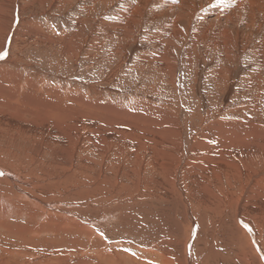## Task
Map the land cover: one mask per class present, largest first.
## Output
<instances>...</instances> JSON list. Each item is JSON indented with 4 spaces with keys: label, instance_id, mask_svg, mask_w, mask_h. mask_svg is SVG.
<instances>
[{
    "label": "rangeland",
    "instance_id": "374dc122",
    "mask_svg": "<svg viewBox=\"0 0 264 264\" xmlns=\"http://www.w3.org/2000/svg\"><path fill=\"white\" fill-rule=\"evenodd\" d=\"M39 1L0 0V40L3 39L6 48L2 52L6 51L8 53L5 58L0 59V153L3 152L2 155L0 154V160L4 164H10V168L16 169L24 161L28 163L30 154L40 148V145L42 146L44 143L43 141H46V144L52 146H44L46 148H43L44 155H41V163L53 174L52 179L59 178V181L58 183L50 182L52 186L57 188L56 190L52 188L55 193L48 194V196L39 194V197H50L51 199H48V202H52L53 207L57 206L58 209L62 208L71 212L68 215L66 214L67 211L63 214L75 221V224L82 219L89 220L91 215L99 213L103 209H105V212H108V209H110L109 212L111 209L113 211L115 209L114 213L111 211L115 215L111 216L112 214H110L111 217L105 216V218L99 219L96 223L97 226L93 224L100 234L94 239H85L84 236L76 239L80 242L79 246H75L72 243L73 239H67L62 234L42 236L37 244H45H40L37 246L38 248L31 245L33 243L31 240L29 246L27 245L24 250L20 246L19 249L18 246L14 245V250L20 251L17 252L19 264H32L30 256L39 255V253L43 256H52L54 259L53 262L50 260V262L42 264H58L59 261V264H134L130 260L135 257L137 261L135 264H139L141 261L140 264H143V262L150 264L151 260L155 261L151 262L152 264H160L156 262L160 254L149 251L154 245L166 253L170 251L168 259H173L174 256L175 264H177V259L173 251L171 252L173 248L182 253H180L182 256H179L180 264L185 263L184 256L187 258V264H216L215 260L217 259L219 260L218 264H252V262L259 264L260 262L254 261L252 250L250 251L245 244L243 245L244 249H241L237 246L239 244L227 242V234L226 232L223 233V227H228L223 224L224 217L222 215L224 214L206 216L205 213L201 214L198 211L199 209H195L201 203L202 190L199 188H206L207 185L211 186L212 182V185H214L215 178H217L216 184L222 181L220 183L225 185L228 182L225 177L228 176L229 178L231 174L218 166L205 167V169H200L195 173L194 168L198 165V162L195 164V159L192 158L196 137L199 139L202 133H206L208 138L209 135L219 132L213 131V127L221 129L220 133H224L222 129L229 124H233L232 119L234 118L233 121L236 120L237 124L239 120L243 122H239L241 124H245L244 121L257 122L261 125V130L264 133V70L258 71L259 68L253 65V58L257 62V58L254 57L255 54L245 56L244 54L248 52L242 54L237 46L233 45L235 48L233 46L231 48L228 45L227 48H223L226 50L232 49L231 51L237 52L239 57L235 56L232 61L225 60V54L222 57L220 49L207 54L205 57V49L207 48L204 46L206 44L201 39L199 42L195 41V35L191 31L189 32L187 28L188 22L186 24L181 23L180 28L183 31L182 34L180 33V40L175 36L178 41L174 44V37L171 39L173 35L168 37L165 36L167 34L161 35L163 22L154 24L149 22L150 24H147L148 20H146L145 23L138 24L136 23L139 22L137 16L132 19L135 22L132 26V29H134L133 40L117 43L121 47V51L119 54H114L116 41L112 37L105 36V28L100 26L101 22L104 21L108 24L106 26L113 25L114 28L116 26V28H119L122 25L120 20L124 19L123 15H126L128 6L136 7V0H108L109 2L104 3L102 0ZM166 3L169 2L153 9H157V12L166 10L168 9ZM21 7H23V11H21ZM87 10H89L88 15L85 13ZM86 15L89 17V22L85 18ZM126 20L128 19L126 18ZM17 26L25 32H21V35L16 36L11 45L12 38L9 37L12 33L14 34L15 29L18 28ZM35 33L44 35L49 42L40 43L36 40ZM24 34L25 36H23ZM74 37H77L73 41L75 42L73 44L75 48L72 47L74 50L66 51V47L63 46L66 45L68 40H73ZM155 37H161L164 48H162L163 46L159 48L152 43V38ZM89 47H96V49L93 50ZM168 47H172V50H169ZM80 49L81 51H79ZM170 51H172L173 63L176 65L177 72L170 69V61H168ZM161 53L162 56L166 55V58L162 57L161 62H157V58H152L159 56ZM9 55L11 58H9ZM172 57H170L171 60ZM164 64L165 68L163 70L159 65ZM217 71L223 73V76L220 75L222 80L216 77L214 72ZM254 78H259L260 84L258 83L255 88H252V84L248 83L247 80L252 79L253 81ZM46 88H55L54 90L58 93L59 91L61 93V90L63 93H70L76 98H82L83 101L89 102L90 105L96 103L94 109L98 111L100 106L114 105V111L117 115L114 113V115L107 114L108 121L116 122L117 120V122H121L122 120L128 124L131 123L134 132L131 131V128L127 129L126 133L122 129L118 130L123 133L111 130L110 133L108 131L106 135H102L103 137L93 139L90 134H87V129H82L81 135L86 137L83 146L80 143L81 147L78 150L76 148L77 143L73 144L76 141H70L71 144H67V149L71 153L69 151L67 153L64 148L65 145L57 142V144L53 142V145L52 141L50 143V141L45 140L47 137L49 138L50 132L46 135L43 133L42 128H35L32 125L35 117H32L33 110L27 105L26 101L35 99L43 101L41 99L46 98ZM119 105L120 108H118ZM221 120L223 123H225L223 120L226 121L225 126ZM141 123H143L142 128L139 125ZM148 123H151L150 126ZM178 126L180 129H177ZM145 127L148 132L146 134L144 133ZM130 131L135 136H128ZM167 131L174 134H169ZM76 132L78 133L79 129ZM153 132L160 134H153ZM166 132L167 140L162 137ZM84 134L86 135L84 136ZM41 135L46 136V138L41 137ZM73 135L77 134L74 133ZM157 136H159V139L156 138ZM207 138L203 143L211 142V139ZM135 139H138V142ZM143 139L146 140V143H143ZM169 139H172V142H177L172 143L170 140V143H168ZM150 140L155 143H151ZM93 141H95L94 144ZM117 141L122 142V145L121 143L118 145ZM113 142L115 144H111ZM143 144L148 145L150 149L146 148L147 150H144ZM169 148L172 150H169ZM135 152L136 154H133ZM169 153L171 156H169ZM152 154L155 159L151 157ZM56 155L65 159L69 158L70 161L72 158L75 164L73 163V167L57 169ZM158 156H160V159H157ZM160 160L161 162H159ZM213 168L215 172L212 170ZM222 171L228 173H224L223 176ZM206 173L207 176L204 175ZM98 174H101L103 179L100 183L95 182L99 178ZM64 175L71 176V179L68 180ZM121 179L123 184H120ZM198 179H202L204 182H202V186L197 187L195 184ZM198 183L201 184V181L198 180ZM47 184L50 186L49 183ZM124 185L126 188L131 186V188L140 187L141 190L124 192L126 189ZM165 185L170 188L168 194L156 191L158 187L164 188ZM91 188L96 190H90ZM238 188L239 184L237 183L234 189L237 190ZM174 191H181L180 195L183 194V196H170ZM239 194H243V192ZM192 195H194L193 198L196 196V200L192 199ZM235 202L231 204L236 208ZM73 203L75 204L73 205ZM53 207H49L52 208V210L50 209L51 212L59 211L56 208L53 210ZM159 208L164 209L163 212ZM168 211L173 215L168 214ZM199 217H202L203 221ZM231 219L233 221V218ZM22 222L20 221L18 224L24 226L25 223ZM43 222L37 223L41 225ZM10 223L15 225L17 222L11 221ZM247 225L250 229V225ZM243 231L246 233L247 230L244 229ZM222 233L225 235H222ZM81 238H83L82 241ZM251 239L249 238L252 242ZM50 242H53V247H51ZM104 242L108 244L104 245ZM168 243L171 246H168ZM257 244L254 241L251 247L252 245L257 246ZM175 245L178 246L175 248ZM256 246H254V251L259 256L258 249L261 247L264 250V248L260 245L256 249ZM55 250H58V253H73L78 250L79 253L77 252L75 256H71L72 261L66 259L64 255L55 256ZM21 251L26 253V256H23ZM0 254L3 253L0 251ZM112 257L116 259L113 260ZM139 257L140 259L146 257L147 263L146 260L143 261L144 259L137 260ZM261 258L262 262L260 264H264V253ZM160 259L161 257L158 260ZM204 259L207 263H203ZM11 262L12 260H9L6 264H12Z\"/></svg>",
    "mask_w": 264,
    "mask_h": 264
},
{
    "label": "bare ground",
    "instance_id": "6f19581e",
    "mask_svg": "<svg viewBox=\"0 0 264 264\" xmlns=\"http://www.w3.org/2000/svg\"><path fill=\"white\" fill-rule=\"evenodd\" d=\"M102 1L104 3V2H107L108 0H102ZM136 1H137L136 7L128 6L127 11H126L127 12L126 15H123L124 19L122 18L120 20L122 25L119 28H116L117 26L115 25L116 26L115 27L116 29H115L113 25L106 26L108 24L104 23V21L101 22L100 26L102 28H105L104 29L106 32L105 36H109V38L112 37V38H114L113 40L116 41V46L113 50L114 54H116V53L119 54V52L121 51V47L117 43L127 42L130 40H133V38H134L133 30L134 29H132L133 28L132 26L134 25L135 22L132 19L135 16H137V18H139V22H136V23H138V24H140L141 22L145 23L146 20H148L147 24H150L149 22H151V24H154L157 22H163L161 25V35L167 34V35H165L167 37L169 35H173V36H171L172 37L171 39H173V37H174V44H176L177 41L180 40V35L182 34V31H183L180 28L181 23L186 24V22H188L189 24H188L187 28H188L189 32L191 31V33L195 35V37H196L195 41L199 42L201 39L206 44L204 46L207 48V49H205V57L207 56V54H211V52H214L217 49L218 50L220 49L222 57L225 54V57H224L225 60L228 59L229 61H232L235 59V56L239 57L237 55L238 53L232 52L231 51L232 49L226 50L224 48L225 47L227 48L228 45L230 47L235 45L238 48H240L242 54L248 52V53L244 54L245 56H248V54H252V55L255 54L254 57L257 58V62L253 58V62H252V63H254L253 65H255L256 67L259 68L258 71L264 70V0H136ZM33 2H35V0H33ZM39 2H41V0ZM165 2H169L168 4L166 3V6L168 9L161 10V12H157V9H153L154 7L158 8V6H160L161 4H165ZM132 8H133V10H132ZM19 10H20V8H19ZM21 11H23V7H21ZM85 13L88 15L89 10H87ZM87 15L85 18L88 21L89 17ZM126 18L128 20H126ZM84 21H86V20H84ZM21 32H25V31H21V28L18 27L15 29L14 34L12 33V35H10L11 37H9V38H12L11 45L13 44V39L14 38L16 39V36L21 35ZM25 34L23 36H25ZM31 34H32V32H31ZM35 34H36L35 37H37L36 40L40 41V43H43V42L48 43L49 42V40L44 35H42L40 33H35ZM32 35H34V34H32ZM40 35H41V37H40ZM28 36L31 38L30 35H28ZM175 36L178 38V40L176 39ZM161 37L160 38H156V37L152 38V43L156 44L159 48L161 46H163V44H164ZM199 37H201V38H199ZM76 39H77V37H74L73 40H68L66 45L63 46V47H66V51L74 50V49H72V47L75 48L73 45V44H75V42H73V41H75ZM163 39H165V38H163ZM166 39H168V38H166ZM62 44L64 45V43H62ZM165 44H166V42H165ZM11 45H10V47H11ZM85 45H86V43H85ZM170 45H171V43H170ZM192 45H194V44H192ZM4 48H5V43L3 42V39H2V40H0V52H2ZM162 48H164V46ZM171 48L168 47L169 50ZM251 48H253V50H251ZM90 49L95 50L96 47H91ZM166 49H167V47H166ZM228 49H229V47H228ZM79 51H81V49ZM191 52H192V50H191ZM171 53H172V51L169 52V59H168V61H170V69H171V71L172 70L176 71V65H175V63H173L174 59H173ZM187 55L189 56V53ZM165 56H162V53H161V54H159V56L152 57V58H154V59L157 58V60H158L157 62H159ZM197 56H199V55L197 54ZM170 57H172V60L170 59ZM9 58H11L10 55H9ZM152 58H150V59H152ZM146 61H149V60H146ZM151 65H153V64L151 63ZM188 65H190V64H188ZM159 66L161 69L165 68V64L159 65ZM214 73H215L216 77L219 78V80L222 78L220 75H222L223 73L221 74L220 71H217ZM252 79H253V77H252ZM252 79H248L247 81H248V83L252 84V88H255L258 85V83L260 84L259 78H254L253 81H252ZM54 89H50V88L45 89L46 98L41 99L43 101H40V100L38 101V99H35L37 101H35V100L26 101V103L33 110L32 114H31L32 117H35L34 121L32 122V125L35 128L36 127L42 128V130L44 131L43 133H45V134L50 132V134H49L50 136L48 135L49 138L47 137V139H45V140L50 141V143L52 141V143L57 142V143H61V144L65 145L66 147H64V148L67 150V153L69 151V149H67V147H68L67 144L69 145L70 141L71 142L76 141L73 144L77 143L76 144L77 149L81 147V144L83 146V144H84L83 141L86 137H83L81 135L82 129H85V130L87 129L86 130L87 134H90V136H92L93 139H95V138L97 139L98 137H101L102 135L104 136V135H106V133L108 131L110 133L111 130L117 131V132H122V131L118 130V129H122L123 132L125 131L124 133H126V130L131 128V131L134 132L133 131L134 129L132 130L133 126L130 125L131 123L128 124L126 122H123L122 120H121V122H117V120H116V122L115 121H112V122L108 121L107 114H109V113L113 114L114 113L115 115H117L116 112L114 111V105L113 106H105V107L100 106L99 111H98V110L94 109L96 106V103H94L93 105H90L89 102L83 101L82 98L81 99L76 98V96H73L70 93L69 94L63 93L62 90H61V93H60V91L58 93ZM255 98L257 99V96ZM142 105H144V104H142ZM246 105H247V103H246ZM242 107H244V106H242ZM118 108H120V105L118 106ZM236 110H238V109H236ZM243 110L242 111L240 110V111L244 112ZM138 111H139V109H138ZM246 111H248V110H246ZM138 115H140V114H138ZM105 116H106V118H105ZM231 117L233 118V116H231ZM122 118H120V119H122ZM236 118H238V117H236ZM131 119H133V118H131ZM234 119H232L233 124H229L225 128L222 129V130H224V133H220L221 129L213 127V131H219V132H217L215 134L213 133L212 135L208 136V138L211 139V142L207 141L206 143H203V141L207 138L206 133H202V136L199 139L197 137L195 139V147H194L195 150H193V152H192L193 153L192 158L195 159V164L198 162V165H196L194 168L195 173L200 169L201 170L203 168L205 169V167H212V166L216 167V166H218V167H220V169L223 168V169H225V171H228L231 174V177H229V178H228V176H227V178L225 177L226 180L228 179V182L225 183V185L220 183L222 181H220V182L218 181L219 183L216 184L217 178H215V181H214L215 184L214 185H212L213 184V182H212L211 186L207 185L208 187L206 186V188H202V187L199 188L202 190L201 191L202 195L200 196L201 197V201H200L201 203L199 205H197V207L198 206L199 207L198 208L196 207L195 209H199L198 211L201 214L205 213L206 216H209V215L220 216V215L224 214V215H222L224 217V223L223 224H224V226H228V227L227 228L223 227V233L226 232V234H227V238H228L227 242H229L231 244H239L237 246H239L241 249H244L243 245L245 244L246 247H248V249L250 251L252 250V254L254 255V258H255L254 261L261 263L262 262L261 257H263V253H264L262 251H264V250H262L261 247H260V249H258V248L260 245L264 248V133L261 130V125H259L257 122H251L250 123V122L244 121V123L246 124L245 125V124L239 123V122H242L239 120V122L237 124L235 122L236 120L233 121ZM243 120H244V117H243ZM246 120H247V118H246ZM223 121L226 123L225 120H223ZM144 122H146V121H144ZM221 122H222V120H221ZM225 123H223L224 126H225ZM142 124L143 123H141L139 125L141 126ZM149 124H151V123H148V125ZM210 125H212V124H210ZM135 126H137V125H135ZM142 126H141V128H142ZM155 126H156V124H155ZM169 126H171V125H169ZM202 126H204V125H202ZM171 128H170V130H172ZM78 129H79V132L77 133L76 131ZM177 129H180V127ZM140 130L142 131L143 129H140ZM144 130H145V132H144L145 134L148 133L146 130V127ZM37 131H39V130H37ZM131 131L128 132L129 133L128 136L132 135ZM136 132H137V130H136ZM167 132L169 134H174V133H170V131H167ZM167 132L164 135L165 137L162 136L165 139H166ZM74 133L77 135H73ZM45 134H43V135H45ZM114 134H115V132H114ZM153 134H160V133L153 132ZM177 134H179V133L177 132ZM43 135H41V137ZM85 135L86 134H84V136ZM115 136H116V134H115ZM120 136H122V135L120 134ZM132 136H135L134 133ZM159 136H157L156 138L159 139ZM43 138H46V136H43ZM72 138H75L76 140H74V139L72 140ZM167 138H170V137H167ZM174 139H176V138H174ZM135 140H137V142H138V139H135ZM170 140L172 142V139H169L168 140L169 142L168 141L167 142L170 143ZM40 141H41V139H40ZM145 141L146 140H144L143 143ZM43 142L44 143L42 144V146L40 145V148H38L37 150H35L33 153L30 154L29 162L28 163L25 161H24V163L22 162L23 164L20 165L19 167H17L16 169H13L11 167L13 169L12 170L9 167L10 164H4L0 160V171H1L0 173H2V174H0V251L3 253V254H0V264H6V262H8L9 260H12V262H11L12 264H19V260H18L19 257H17L19 255L17 254V252H20V251L14 250L15 249L14 245L18 246V248L20 246L23 250L26 249V247L29 243H31L30 240L33 241V243H31V245L33 247L34 246L37 247L40 244L43 245L45 243H40V244L38 243L37 244V241L41 240L42 239L41 237L45 236L47 234L55 235V236L62 234V236L66 237L67 239H70V238L73 239L72 243L75 246H79L80 242L77 241L76 239H79L82 236H84L85 239H94L96 236H98L100 234V232L97 231V229H95L93 224H95V226H97L96 223H98L99 219H101V218L103 219V218H105V216L111 217V216L115 215V214H112V212L114 213L115 209H114V211L111 209L112 212L111 211L109 212L110 209H108V212H105V209H103L101 212L91 215L89 220L82 219L77 224H75V221H73L70 218L65 217V215L63 214V212L65 213L67 210H64L62 208L58 209L57 206L53 207L52 202H50V203L48 202V199H51L50 197H39V194L48 196V194L50 195L51 193H55L54 190H56L57 188L55 186H52V184H50V182H52V183L57 182L58 183V181H59V178H53L52 179L53 174L48 169H46V167L44 165H42V163H41V155L42 154L44 155L43 148H46L44 146L48 145V144H46V141H43ZM94 142L95 141H93V144H94ZM117 142H118V145L120 143L122 145V142H120V143H119V141H117ZM150 142L155 143L152 140H150ZM163 142L166 143V141H164V140H163ZM176 142H172V143H176ZM54 143H53V145H54ZM111 144H115V143L113 142ZM50 145H48V146H50ZM133 145L135 146L134 143H133ZM97 146H98V144H97ZM69 147H71V146H69ZM148 147H149L148 145L143 144L144 150ZM166 148H167V146H166ZM148 149H150V148H148ZM163 149H164V147H163ZM70 150H72V149H70ZM169 150H172V149L169 148ZM175 150H177V149H175ZM47 151H45V152H47ZM151 153H153V152H151ZM2 154H3V152H2ZM72 154H75V153H72ZM133 154H136V152ZM154 155H155V152H154ZM169 156H171L170 153H169ZM169 156H166V157H169ZM24 157H26V156H24ZM73 157H74V155H73ZM151 157L153 158V154ZM158 157L159 158H157V159H160V156H158ZM172 157H175V156L172 155ZM9 158H11V157H9ZM14 158L15 157H13V159ZM70 158H71V156H70ZM169 158L172 159L171 157H169ZM153 159H155V157ZM14 160H16V159H14ZM3 161H5V160H3ZM154 161L156 162V160H154ZM154 161H152V162H154ZM55 162L58 164L57 169L58 168L63 169V168H69V166L73 167L74 159L71 158V161H70L69 158L65 159V158H62L61 156L56 155L55 156ZM155 162H154V164H155ZM159 162H161V160ZM12 163H14V162H12ZM172 163H174V162H172ZM191 163H192V161H191ZM188 165L190 166V164H188ZM83 169H85V168H83ZM51 170H52V168H51ZM209 170H211V168H209ZM212 170L214 171L215 169L213 168ZM121 171H122V169H121ZM228 172H223V176H224V173L227 174ZM207 173L204 175L207 176L210 172L208 174ZM220 173H221V171H220ZM64 176L68 180L71 179V176H68V175H64ZM98 177H99L98 180H95V182H97V183L102 182L103 179L101 178V174H98ZM94 178H96V177H94ZM63 180H65V179H63ZM125 180H126V178H125ZM198 180L201 181V184L198 183ZM198 180H197V183H195V182L194 183L197 185V187L202 186V182H203L202 179H198ZM210 180L213 181L212 179H210ZM117 182H118V185L123 184L122 179H121L120 184H119V181H117ZM47 183H49L50 186H48ZM62 183H63V181H62ZM160 183H162V182H160ZM237 183L239 184V188L237 190H235L234 186ZM65 184H67V183H65ZM95 185L97 186L96 183H95ZM115 185H117V184H115ZM162 185H161V187H162ZM103 186L105 187V185H103ZM120 187H122V186H120ZM131 187L126 188V186H125L126 189L124 190V192L140 191L141 190L140 187H135V188H131ZM59 189H60V187H59ZM99 189H101V188H99ZM107 189H108V187H107ZM148 189H149V187H148ZM90 190H96V189L91 188ZM106 190H105V192H106ZM79 191H81V190H79ZM156 191L157 192H166L168 194L170 192V188L165 185L164 188L158 187ZM84 192H86V190H84ZM91 192H93V191H91ZM180 192L174 191L173 193L170 194V196H173V195L177 196L178 195V196L182 197L183 194L180 195ZM240 192H243V194H239ZM82 194H83V191H82ZM97 194H99V193H97ZM199 194H201V193H199ZM84 195H86V194H84ZM170 196H168V197H170ZM193 196L194 195H192V199H195L196 196L194 198H193ZM88 197H89V194H88ZM52 199H55V198H52ZM191 202L193 203V201H191ZM233 202L236 203L235 204L236 208L234 205H232V204H234ZM194 203H195V201H194ZM197 203H199V202H197ZM240 203H242V204H240ZM46 204H48V205H46ZM74 204L75 203H73V205ZM170 204H171V202H170ZM55 205L56 204L54 203V206ZM48 206L53 207V210H55V208H56L59 211L51 212L52 208H49ZM194 206H195V204H194ZM160 210H162V209H160ZM163 210H162V212H163ZM68 213L70 214L71 212L67 211L66 214L68 215ZM110 214H112V215L109 216ZM168 214H171V213L169 212ZM171 215H173V214H171ZM45 218H47V219L45 220ZM199 218L201 219L202 217H199ZM231 218H233V221ZM11 221H16L17 223L15 225H12L10 223ZM20 221H23L26 226L25 225L22 226L23 224L19 225L18 222H20ZM36 221L39 223H41L43 221H45V222H43V224L40 225ZM238 223H240V225H238ZM100 224H103V223H100ZM247 224L250 225L251 230L249 229ZM201 226H203V225H201ZM243 228L245 230H247L246 233L243 231L244 230ZM223 233H222V235H225ZM249 238H252L251 239L252 242L249 240ZM258 239L260 242L258 241ZM11 240H12V242H11ZM82 240H83V238H81V241ZM254 241L258 244H257V246L252 245V247H253V249H252L251 244ZM46 243H48V242H46ZM50 243L52 245L51 247H53V242H50ZM107 244H108L107 242H104V245H107ZM167 245L169 246L170 243H168ZM176 246H178V245H175V248H176ZM254 246L257 247L256 249H258V254L260 257L255 253ZM46 247L48 248V246H46ZM49 247H50V245H49ZM150 250L152 252L155 251V252H158L160 254L161 259L158 260L160 258V257H158L156 262H159L160 264H175V260H174L175 257L173 255H172L173 259H168V255L170 254V251H168L166 253L163 250L157 248L156 245H154L153 248H150L149 251ZM55 251H56V253L54 254L55 256L64 255L66 257V259H71V256H75L77 252L79 253L78 250H75L73 253L72 252H64V253L60 252V253H58L59 252L58 250H55ZM172 251H173V254L176 255L177 264H180L179 263L180 262L179 256H182L181 255L182 253L180 251H176L174 248L171 250V252ZM22 254H23V256H26V253L22 252ZM40 254L41 253H39V255L30 256V258L32 260L31 261L32 264H42V263L50 262V260L53 262L54 259L52 258V256H43ZM129 255L132 256L133 254H129ZM42 257L43 258L45 257V258L43 259ZM134 257H135V255H134ZM145 258L146 257H143L142 259H144L143 261L146 260V263H147V259H145ZM151 258H153V257H151ZM112 259L115 260L116 258L112 257ZM135 259H136V257L132 258L130 260V262L135 264L137 262ZM138 259H139V261L142 260V259H140V257L137 258V260ZM186 259L187 258H185V256H184V258H183V260L185 262L184 264H187V262H188V261H186ZM205 261H206V259L203 260V263ZM215 261L217 262L216 264L219 263L218 259ZM59 262H58V264H59ZM141 262H139V264ZM151 262H155V261L151 260ZM151 262H150V264H152ZM205 263H207V262H205ZM51 264H53V263H51ZM143 264H145V263L143 262ZM252 264H256V262H252Z\"/></svg>",
    "mask_w": 264,
    "mask_h": 264
},
{
    "label": "snow or ice",
    "instance_id": "6c2138e0",
    "mask_svg": "<svg viewBox=\"0 0 264 264\" xmlns=\"http://www.w3.org/2000/svg\"><path fill=\"white\" fill-rule=\"evenodd\" d=\"M6 55H7V52H6V51H4V52H0V59L5 58ZM0 174H2V173H0Z\"/></svg>",
    "mask_w": 264,
    "mask_h": 264
}]
</instances>
